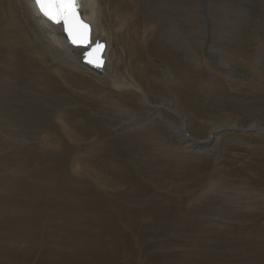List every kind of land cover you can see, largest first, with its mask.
<instances>
[{"label":"rangeland","instance_id":"obj_1","mask_svg":"<svg viewBox=\"0 0 264 264\" xmlns=\"http://www.w3.org/2000/svg\"><path fill=\"white\" fill-rule=\"evenodd\" d=\"M113 1L115 2L116 7L121 6V0H119V2H117L118 0H113ZM122 1L125 5V8H123L122 9L123 11H122L121 7H119V9H120V10H118L119 15L121 14V12H123V14L124 13L129 14L133 10H136V14L129 15L128 19L130 21L128 19H126V22L124 24V26L126 25L124 28H126L127 25L130 26L129 29L131 28L130 29L131 31L129 30V32H127L128 35L126 34L127 37L131 41L126 37L125 34L124 35L122 34L121 37L113 35L109 39L110 45H108L109 50L107 49V52L108 51L110 52V54L108 52V54L110 56L108 55L107 65L110 68L114 66L113 69L116 70L117 72H119L121 74L125 73L124 74L125 76L123 75L124 77H127L130 74V76H128V79H130V80H131L130 77L132 74L133 81L135 80L134 82H136V84H138L140 87L142 86V89L146 93L145 95L147 96L148 100H150V102L152 104L158 105L160 103L165 102L166 105L171 106L174 103L173 104L174 106L172 105V109L176 108L177 110H180V112H182L183 116L186 115L185 118H186L187 131L192 137H195L197 139H200V140L208 139L207 137L209 135V130L211 129L212 125L217 121L219 122V121H223V120L224 121L225 120H227V121L233 120L240 128L241 127L242 128H248L250 126V124L254 121V123H258L261 127H264V89H263L264 88V74H262V72H264V57L262 55V53H264V0H246V1L245 0H234L233 3L235 2L234 3L236 5L235 7L233 6V4L231 2L232 0H226L227 2H223L225 0H221L222 3H224L225 5L222 4L221 2H219L218 0L217 1H215V0H190L192 2L189 1V3H187V6H189L190 8L195 7L194 10L199 12L200 18L202 17L201 19H204V20H202L203 21L202 25L204 26L203 28H205V26H206V28L204 30L201 29V31L204 33L203 37H200L201 43L198 42L199 43V44H197L198 47L197 46L193 47V49L194 48L200 49L197 51V53L193 52L195 55L198 54L203 60V65H201V66L197 65L198 63H196V65H197L196 71H200V72L192 71L189 68L188 63L186 65L187 67L180 68V69H177V68L171 69V67L169 65H170L172 60L170 61L162 52L159 53L158 55L154 56V54L152 53V51L150 49L151 43L155 44L159 39L162 40L164 38L163 40H164L165 46L166 47L168 46L166 43L167 39H165L166 37L161 35L162 31H160L161 33L159 32V27L164 25L165 22H162L163 20L162 21L158 20V22H156V20H154V19L152 20L153 17L145 16L150 11V9L152 7V6L149 7L146 5L147 0H122ZM215 3L219 4V6L218 5L216 6ZM212 4H214L215 6ZM221 4L224 7L221 6ZM239 4H240V6H238ZM227 6L230 7L228 9L230 11H226V12L232 13V14L228 13V16H230V17L226 16L227 13H226V15H224L225 14L224 8H226V10H227V8H228ZM219 8H220V10H219ZM232 8H234V9L236 8V9L234 10ZM139 9H144V10H139ZM238 10L241 11L240 14L236 13ZM207 11H208V13H207ZM220 11H221V13H220ZM239 11H238V13H239ZM137 12H139V13H137ZM141 12H143V13H141ZM233 12H234V14H233ZM138 14H139V16H138ZM235 14L237 16L233 17ZM220 15H221V17H220ZM239 15H240V17H239ZM131 16H133V17H131ZM224 16L226 17L225 19H224ZM138 17L140 18V20ZM134 18H136V19H134ZM132 20H135V21H132ZM219 21H222V22L219 24ZM240 21H242V23ZM138 22H139V24H138ZM233 22H234V24H233ZM142 23H143V25H142ZM153 23L155 24L156 27L153 25ZM158 23L161 25H159ZM213 23L216 24L215 25L216 27L214 26ZM229 23H231V25ZM135 24L138 26H136ZM150 24L153 25L155 28L153 26H152L153 28L150 27L151 26ZM204 24H206V25H204ZM144 25L146 26V28ZM148 25H149V29L147 27ZM236 25H238V26H236ZM132 28L134 30L136 29V31H134ZM150 28H152L151 30H153V31H151ZM233 28L234 29L236 28L237 31H235ZM137 29H139V30H137ZM143 29H147V30H143ZM162 29H163V27H162ZM232 29H233V31H232ZM155 30H157V32ZM130 32H132V33H130ZM218 32H220V33H218ZM232 32L233 33L237 32V35L233 34ZM133 33H136V35ZM158 35H160V36H158ZM219 35H221V36L219 37ZM228 35H230V37ZM139 36H141V37H139ZM143 36H145V37H143ZM236 36H237V38H236ZM151 37L154 39H151ZM232 37H234V38H232ZM224 38L227 40L226 42H225ZM231 38H232V40H230ZM120 39H121V42H120ZM125 39H126V41H125ZM127 39H128V41H127ZM228 39H229V42H228ZM122 41H123V43H122ZM135 41L137 43H135ZM133 43L136 45V47ZM123 45H125V46L123 47ZM226 45L227 46L230 45V47L229 46L226 47ZM209 46H210V48H209ZM140 47H141V49H140ZM152 47H154V46H152ZM168 47L170 49H174V47H172L170 45ZM112 49H114V50H112ZM144 49H146V50H144ZM116 50H118V51H116ZM219 50H221V51L219 52ZM121 51L123 52V54H121L122 53ZM158 51H159V49H158ZM129 52H130V54H129ZM147 54H148V56H147ZM222 54L226 55L227 58L232 62V63L230 62V64L232 65L231 69L227 70L224 68H220L221 67V65L219 66L220 62H223L226 58V57H223ZM119 56H120V59L122 58V61L125 64L123 62H121L120 59H118ZM116 57H118V58H116ZM127 57L129 58V60ZM259 57H261V58H259ZM123 58H124V60H123ZM190 59H191V57H190ZM232 59H235V60H232ZM191 61H194V63H195V61H197V59H195L193 56ZM121 63H122V66H121ZM118 65H119V67H117ZM124 65H125L126 69L128 70V68H129L130 71L129 70L126 71V69L124 68ZM82 66H83L82 68H78V70H75L74 72L72 69H70L66 66H62V74L68 76V78L65 80L59 78L55 73H50L49 78L47 77L46 81L48 84H50L51 87L48 84H46V87L44 86L46 88L44 98L38 99V100L44 101L43 104H45V105L38 104L36 102L37 98L34 99L36 101H34V100L30 101V99H32L31 98L32 95H29V97L27 99L25 98L24 99L25 102L23 101L24 102L23 104L26 107V108L25 107L23 108L25 110V114H24V117L21 118L22 120L18 119V121H16V123L19 124L20 126H15V130H16V132H19V134H21L22 140H20V139L19 140L21 142H25V141H27L29 136H31L33 133H35L37 131V128H43L44 136L46 134L48 135V136L46 135L44 138L45 143L41 137L40 139H42L43 142L42 141H40V142H42V144H40V142H39V144H37L36 146L32 147V145H31V147H32V151L37 153V151L43 152L45 150L44 145H46L45 147L48 146L47 151L49 154L51 153V157L45 158L43 160L45 162V164L48 166V167L45 166L46 167L45 169L48 170L49 172H51L53 169H56V170H58V172H51V173L45 174L46 179L47 180H55V181H59V182L61 181V183H63V184H65V183L69 184L71 181V182H73V185L76 189H79V188H80V190L90 189V191L95 196L97 195V197H99L100 200L99 201L98 200L93 201L94 197H92L91 195H89L87 193L85 194V192H82V191L79 192L80 193V197H79L78 194H75V190L72 189V190H70L71 192H69V193H60L59 194V195H62L60 203L59 202H57L55 204L49 203L48 200L45 201L46 199H48V197H45V196L44 197L39 196L42 199L39 198L37 201H32L33 195L37 196V195H40V192L42 193L41 189L35 188V187H40L42 185V181H39L41 179H39L36 182H34V181H32L30 183L27 182L28 184L27 183L19 184V187H20V189L22 188L21 190L23 192L20 191L19 197L16 198V201H18V199H19V203L23 202L20 207H23L22 209L26 210L28 215L30 213H32L31 215H29L30 218H33V220L37 219L36 223H37L38 227L36 226L34 228V232L38 234L37 235L38 237L35 236L37 239V243L40 242L39 244L42 247L43 241L47 238V236L45 238L44 235L47 233H48L47 235L49 237L48 240L52 241V240H50V237H52V232L54 230H56V233H62V235L65 236V232L68 233L66 230V224H73V225H70L71 228L77 226V227H80V229H82L81 231H83L82 233H74L73 235L70 234L72 239L75 238V236L78 238V239L74 240L75 242L73 244L75 245L76 242H80V238L90 239L87 237L90 234L91 246L93 247V249H95L99 245L100 246L97 248H101L102 246H103L102 248L105 247V249H103V250H105V262H106V264H110V263H112V264H115V263L116 264H135V263L136 264H173V262L166 261L164 256H167V255H165V254L170 253V251L173 252L174 250H175L174 253H177V254L179 252L184 253V250L186 252L188 250H190L189 246L194 247L195 245H196L195 247H202L203 246L205 248L204 251L191 253L192 250H190V253L188 251L187 253H189V254H187V255L190 256V255L198 254L199 256L211 261L212 262L211 264H246L245 261L251 262L252 264H264V261H263L264 259L261 260V262H259L260 260H258L260 258H264V215H263L264 204H262V203H264V135L258 134L256 131H252L251 129L249 130V128H248V130L241 129V130H236V131H231V132L230 131H227V132L226 131H220V133L219 132L217 133V136L219 137V138L218 137L216 138L217 140H214L213 142H210V143L206 142V143H200L199 144V146H203V145L206 146L207 145V149H210L211 147L214 146L213 149L206 150V152L209 153V155L205 159H204V157H199V158L194 160L197 162H193V164H189L188 161L185 163L182 162L179 165L174 164V162L168 163L164 159L162 160L163 157H159V155H163L164 153L166 155H168V153H170L171 150H175L174 149L175 146L178 148L179 147L182 148L181 143H179V141L177 142V137L176 136L174 137L171 134L172 133L171 130H174L175 128L177 129V127H180L182 125L180 118H178L177 116L175 117L174 115H172L168 111H165V110L162 111V109L161 110L159 109L154 114H151V112H147L146 111L147 108L144 107L142 104L143 102H142V96H141L140 91H137L134 88L131 89L132 87L131 88L128 87L129 90H127L128 88L124 87L123 84L121 86V83H119L117 85L109 83L110 79H109V77L107 78V75L105 76V82H101V81H99V76L97 75V73L94 70H90L89 67L87 68L83 64H82ZM47 67L49 68L50 66H47ZM115 67H117V68H115ZM166 67H167V69H166ZM25 69H27V68H25ZM226 70H227V72H226ZM149 71H150V73H149ZM168 71H169V73H167ZM158 72H159V74H158ZM126 73L128 75H126ZM169 75H170V77H169ZM173 75H175V77ZM154 78L156 80H154ZM108 79H109V82H106V80L108 81ZM169 79H171V81H174L172 86H170V87L168 86L169 85V83H168ZM252 79L255 81L257 80L260 84H263V85L262 86H260V85L258 86V84L255 85L254 83L251 82ZM258 79H260V80H258ZM51 80H53V81H51ZM54 80H56L58 82H55ZM59 80L61 83L59 82ZM50 82H53V83L51 84ZM88 82H90V83L88 84ZM55 83H57V84H55ZM167 83H168V85H167ZM75 84H76V86L74 87ZM119 85H120V88H119ZM253 85H255V87ZM115 86L116 87L118 86V87L116 88ZM256 86H258V87H256ZM35 89L36 88L33 87V90H35ZM90 100H92V101H90ZM95 102H97V103H95ZM169 103H171V104H169ZM37 104H38V106H37ZM55 104L56 105L58 104V105L56 106ZM104 104H105V106H104ZM16 106L22 107V102L20 105H16ZM110 106H113V107H110ZM114 107H117V110L114 109ZM62 108H64L65 110H62ZM72 109H74L78 112H76V111L72 112L71 111ZM54 111L56 113H58V118L60 117L59 118L60 121H64V118L66 121L69 120L68 122H65V125L69 126V128L72 129V132H75L76 135H72L70 133L71 131H69L68 129H66L67 133H66V131L62 132L61 129L65 128L64 125L63 126L60 124L53 125L55 122L53 120ZM68 112H70V113L68 114ZM159 112L161 114H159ZM131 113H132V118L130 116ZM61 114H64V116ZM70 114H72V115H70ZM48 115H50V116H48ZM86 115H88V116H86ZM75 116H77L78 119L80 121H82V123L84 125L83 124L78 125L77 123L74 124L75 122H74L73 118ZM89 116H91V117H89ZM27 119L30 121H27ZM5 120H7V119H5ZM5 120H3L1 122L0 126L4 125V123L10 122L9 120H7V121H5ZM42 120H44V121L42 122ZM49 120H51V121H49ZM44 122H49V123H47L48 125H44V124H42ZM16 123H14V124H16ZM34 123H36V124H34ZM187 123H188V125H187ZM174 124H175V128H174ZM24 125L25 126L30 125V126H27V129H26ZM140 125L141 126L142 125L151 126L150 131H143V136H142V137L147 138L150 141H152L151 143L146 142L142 139H137V140L136 139H134V140L130 139L131 135H132L129 132L130 129L133 127H140ZM47 126H49V127H47ZM22 127H24V128H22ZM170 127H172V128H170ZM50 130H52L51 132H53V130L54 131L56 130V131L53 132L54 133L53 134V133L49 132ZM59 131H61V134L63 135V137H62V135H59ZM41 132L42 131H39L37 133L41 134ZM150 132H151V134H150ZM5 135L6 134H0V141L1 142L3 140H5ZM54 135H56V136H54ZM3 136H4V139L1 140V138ZM53 136L54 137L59 136V137L63 138V141L67 143L69 148L71 147V150L73 151L74 154L73 153L70 154V152H66L67 149H64L62 151L61 150L56 151V149L54 147H56L57 149H59V148L56 145L57 141ZM128 137H129V139H128ZM57 139H58V137H57ZM103 139L106 140V142L102 147H100L101 149L99 148L100 150L98 149V151H97L96 150L97 146L100 143H102ZM33 140L36 141V138L34 137ZM53 141H55L54 142L55 146H54V144H52ZM75 141H76V143H75ZM127 141H129V142H127ZM49 142H51V143H49ZM128 143H129V145H128ZM106 144L108 146L111 145L110 146L111 148L108 147ZM209 144H211V145L208 146ZM4 145H1V146H4ZM37 146H41L42 149H44V150H42V149L39 150L40 147H37ZM113 146L115 148H113ZM125 146H127V147H125ZM50 147L52 148V150ZM145 147H149V148L145 150L144 149ZM132 148H133V150H132ZM169 148H171V149H169ZM73 149L77 150V151H74ZM91 149H94V150H91ZM147 150H150L149 152L152 153L151 155L155 156L154 157L155 159H149V158L144 159V157L142 158V156L145 155V152ZM3 151H6V150H1V148H0V159L4 158L3 156L5 155V152L1 155V153ZM27 152H28V150H26V154H30V157L32 160H34L36 158L34 160V162L35 161L37 162V160H39L36 157V155L33 156L32 155L33 153H27ZM54 152H56V153H54ZM62 152H64V154ZM58 154H60V155H58ZM80 154H82L83 156L82 155L80 156ZM86 154L88 156V160L86 158L87 157ZM37 155L44 156L45 154L41 153V154H37ZM75 155H77L78 157ZM189 155L193 157L194 153H190ZM54 156L55 157L58 156V157L55 159ZM68 156H69V158H68ZM72 156L75 157L76 161H74V159L69 160L72 158ZM145 156H147V155H145ZM33 157H34V159H33ZM59 157H61V158H59ZM156 157H157V159L159 158L160 162L158 160H156ZM196 157H198V156H194V158H196ZM50 158L53 160L51 161ZM57 159H59V160H57ZM8 160L11 163L10 162L7 163V161L0 163V175L2 173L6 174V172H7V175H9V174L14 172L11 170V168L1 169V167H4V166L8 167V166H10L9 164H11V165L18 164L19 161H25V164H26L29 159L26 158V159L21 160V158H10ZM12 160H14V161H12ZM79 160H81L83 162L77 163L78 166L73 164V163L79 162ZM161 160L164 163H162ZM15 161H16V163L12 164ZM199 161L200 162L202 161V162L200 163ZM32 162H31V165L34 166V164ZM61 162H63V165L65 163H67V165H66L67 167L63 166ZM59 163H60V165H59ZM101 163H103V164H101ZM85 165H86V167H85ZM101 165L108 166V168L105 166H103L105 168H102ZM110 165L112 167H110ZM18 166H19V164H18ZM117 166H120L121 169H120V167H117ZM70 168H72V169H70ZM89 168H90V170H89ZM105 169H107V170H105ZM108 169H110V170H108ZM59 170L61 172H59ZM77 170H78V175L74 174V173H77ZM70 171L74 174V176H73L74 178L73 177L71 178V172ZM81 171H82V173H81ZM65 172H68L69 176H68V174L66 175ZM89 173H90V175H89ZM91 174H92V179L94 181L90 178ZM37 175H39V174L36 173L33 175L34 179L39 178ZM26 176H28L27 172H26V175L24 177H26ZM85 176L86 177L88 176V178H86ZM95 176H96V178H95ZM98 176H100V177H98ZM30 177H32V176H30ZM81 177H83L84 179ZM97 178H99V179L97 180ZM109 180H110V183H109ZM213 180L214 181L216 180L217 182L220 183L218 188H215L212 191H210L211 193L210 192L207 193V195L205 197H201L199 194L203 190H205V188H207L209 186V184L211 183V181H213ZM79 182H82V183H79ZM79 184H81V185H79ZM87 184L90 185L91 188H90V186L88 187ZM43 185H44V183H43ZM83 185L84 186L87 185V186L83 187ZM31 186L34 189H32ZM47 186H49V185L47 184ZM101 188H102V190H100ZM216 190H217V192H216ZM17 191H19V189H16L13 192L16 193ZM32 191H34V192H32ZM240 191H242L244 193H242ZM81 192H82V194H81ZM144 193L145 194L147 193V194L145 195ZM212 193L214 195H212ZM23 194L25 195L26 199L27 198L28 199L27 200L22 199V201H21L20 195H23ZM246 194H248V195H246ZM87 195H89V196H87ZM210 195H212V196H210ZM239 195H241V196H239ZM58 196L55 199L58 200ZM147 196L149 198H147ZM226 196H228V197H226ZM234 196H236V197H234ZM243 196H245L244 197L245 201L243 199ZM67 198H68V200H67ZM136 198L141 199V200H145V201L150 200L151 203L149 201H146V202L138 204V203H136V201H138ZM226 198H228V199H226ZM232 198H234V200L236 202H234V200H232ZM43 199L45 202H43ZM62 199H64V201H62ZM110 199H111L112 206L114 204L116 208L113 209V208L109 207L108 201ZM90 200L93 201V204H91L92 201L90 202ZM26 201H28V202H26ZM39 201H41V202H39ZM176 201L179 203H177ZM156 202H157V204L158 203L159 204L157 205ZM173 202L176 204H174ZM221 202L224 204H222ZM27 203H29V204H27ZM195 203H196V205H195ZM248 203H249V205H248ZM169 204L170 205L173 204V205L170 206ZM225 204H226V206H225ZM121 205L123 207L122 210L120 208L118 209V207H121ZM236 205H238V207H241V208H238L239 209L238 210ZM240 205H242V206H240ZM246 205L248 206L249 211H247L245 213L242 210L244 209L243 207ZM255 205H257L259 207L255 206ZM89 206H90V208H89ZM215 206H217V207H215ZM228 206H229V209H228ZM252 206H254V208ZM260 206H262V207H260ZM225 207H227V208H225ZM230 207H235L236 209L232 210V208H230ZM32 208L34 209V211ZM72 208H74L76 210V214H77L76 217L73 214V211H75V210L74 209L72 210ZM151 208H153V209L150 210ZM219 208H220V210H217ZM84 209L87 211L85 212ZM105 210H107V211L109 210V212L110 211L111 212L110 213L105 212ZM149 210L155 212L154 216L151 215ZM252 210H253V212H252ZM188 211H190V212H188ZM191 211H193V213ZM238 211H240V212H238ZM78 212H81V213H78ZM125 212H128V213H125ZM232 212H233V214H232ZM41 213L43 216L41 215ZM156 213L159 215H157ZM243 213H245V215ZM1 214L2 213H0V218L2 216ZM87 214H89V215L93 214L92 216L91 215L89 216L90 218L91 217L94 218L95 215L97 217L98 214H100V215H98L99 218L95 217L94 221L90 222V224H89V222L81 221L82 219H86L85 216ZM72 215L76 218L75 221L73 220L74 217ZM161 215L164 218V220H163V218L162 219L156 218V217H158V218L161 217ZM164 215H166V217H164ZM191 215L193 216V218ZM243 215H244V217H243ZM33 216H35V218ZM232 217H234V218H232ZM148 218H153V219L150 221H147L146 219H148ZM168 219H169V222H168ZM174 219H175V221H174ZM182 219H184V220H182ZM208 219H209V223L213 222V224H215V222H218L221 225L223 224L222 226L225 225L224 226L225 229L221 227V228L216 229V230L217 231H220L221 229L224 230V233L226 235L225 238H227V235L231 234L229 237L231 240L229 238H227L226 240H225V238L222 239L220 236H218V233L215 231L209 233V236L211 238L205 236V237H197L198 239H196V237H193L192 238L193 240L189 239L192 237V232L188 228L185 229L183 224L189 221L192 224L195 223L194 225H198V223H201L203 221H208ZM225 220H227V221H225ZM70 221L75 222V223H71ZM171 221H172V223H171ZM60 222H61V224H60ZM62 222H63V224H62ZM77 222H79L78 225H80V224H82V225L78 226ZM103 222H105L104 227H103ZM107 222L109 223V226H111V227L108 226ZM54 223H56L55 228L52 229V231L50 230L51 232L46 231L47 228L53 227ZM83 223H86L87 225L83 224ZM93 223H95V224H93ZM166 223H168V224L170 223L169 226L171 228L169 226H166V225H168ZM173 224H174V227H172ZM179 224H181V225H179ZM41 225L43 228L41 227ZM89 225H91V226H89ZM175 225H177V226H175ZM97 226L101 227V229L100 228L97 229L96 228ZM230 226L234 227V228H231ZM83 227H84V229H83ZM95 228L98 230L99 234L96 232ZM238 228H240V229H238ZM8 229L10 230V227H8ZM57 229H59V230L61 229V230L58 231ZM77 230H79V229H77ZM145 230H146V232H145ZM240 230L242 232L239 233L238 235H242V233H243L244 237H245V235H246V237L248 235V238H249V236L251 237V239H248V238L246 239V237H245V241L248 242L247 244L242 245L241 242H237L239 239L237 240V238H235V236H233V232L235 235ZM2 231H0V238H1V236H3L4 238H6V237L7 238H15L16 237L14 235V233L11 231H8L9 233L5 232V231L2 232ZM84 231L89 232V234H85ZM40 232L42 234H40ZM90 232L93 233V236ZM94 232H96V234ZM256 232H258V235H261L262 239L255 237ZM103 233H105V241L103 240L105 245L102 243V241H101V244L99 242L100 241L99 238ZM176 233H177V235H176ZM185 237H187V238H185ZM145 238H146V240H144ZM156 238H158V241H155V240H157ZM160 238H161V240H160ZM199 238H202L204 241H202V239H200L201 240V242H200ZM38 239H40V240H38ZM53 239L55 240V237H53ZM233 239H235V242H232ZM96 240H99V241H96ZM240 241H244V240H240ZM96 242H97V244H96ZM143 242H145V243H143ZM164 242L166 245L165 248L162 245H160L161 247L159 246V249H158L154 245L156 243H164ZM187 242H189L190 244L188 243L189 244L188 245ZM63 243L61 245H63ZM137 243H138V246H137ZM48 244L49 243H47V246H49ZM148 244L149 245L151 244V245L149 246ZM207 244H209V245H207ZM10 245H4V243H3V246H1V249H0V256H4L5 254H8V253H13V254L19 255V249L18 248L15 249L13 247V245H11L14 248L12 251L9 252L8 250H6L7 248L11 247ZM171 245H172V247L170 248ZM185 246H186V249H185ZM187 246H188V248H187ZM252 246H253V248H252ZM177 247H181V248H178V250H177ZM233 247H234V249H233ZM243 247H249V248L251 247L250 250H248L249 253L246 252L247 250L244 249ZM155 248L158 251H156ZM167 248L168 249L170 248L169 252L166 251ZM112 249H114V250H112ZM253 249H255V250H253ZM4 250H6V251H4ZM60 250H61V247L59 246V248L57 249V253L61 256V258H60L61 263H59V264H67V263L69 264V260L66 257L67 255L64 256V254H66L67 252L62 251V253H59ZM93 251H96V250H93ZM141 251H142V253H141ZM161 251L166 252V253H163V255H162ZM30 252H32V251H30ZM74 252H76L77 254H80L81 257L85 256L84 252L79 251L77 249H75ZM96 252H98V251H96ZM111 252H112V254H111ZM114 252H116V253H114ZM120 253H121V255H120ZM153 254L154 255L160 254L163 258L160 259V258L154 257ZM240 254H244V255L239 256ZM17 255L15 257L16 260H15V258H13L15 261H12L13 259H9V260H7V264H31V263L32 264H36V263L37 264H45L44 263V256H43L42 262L38 263L37 260L35 261V258L33 260L30 259V256L27 258L25 257L26 259L22 260L21 257H19ZM126 255H129V256H126ZM130 255H133V256H130ZM230 256H233V257H230ZM142 257H145V258H142ZM184 257L185 256L182 255L181 260L184 259ZM130 258H132L133 260ZM141 258H142V260H141ZM244 258H245V260H244ZM74 259L76 261L75 257H72L71 261L73 262ZM194 259H192V261L194 260V263L200 264L198 257L194 258ZM28 260H30V261H28ZM52 263H53V261H51L48 264H52ZM176 263H180V261H176ZM189 264H193V263H191L189 261Z\"/></svg>","mask_w":264,"mask_h":264},{"label":"bare ground","instance_id":"obj_2","mask_svg":"<svg viewBox=\"0 0 264 264\" xmlns=\"http://www.w3.org/2000/svg\"><path fill=\"white\" fill-rule=\"evenodd\" d=\"M190 0H147L146 1V5L151 7L150 11L145 15V16H148V17H153L152 20H156V22L159 21H162V22H165V26L162 25L159 27V32L162 31V34L164 37H166L165 39H167L166 43L167 45L169 46H172L174 47V49H170L168 46L166 47L165 46V43H164V38L161 40L159 39L155 44L151 43L150 44V49L152 51V53L155 55H158L159 53H163L170 61V67L171 69L174 68V69H180V68H184V67H187V63H188V66L189 68L194 71V72H200V71H196L197 70V65H203V60L202 58L197 54L195 55L193 52H196L200 49H193V47L197 46V44H199L198 42L201 43V39L200 37H203L204 33L201 31L204 30L206 28H203L204 26L202 25L204 19H201L200 18V15H199V12L194 10V8H190L189 6H187V3H189ZM217 1V0H215ZM219 2L222 3L221 0H218ZM234 0H232V4L233 6L235 7L236 5L233 3ZM246 1V0H245ZM119 2V0L117 1ZM192 2V1H190ZM209 2V1H208ZM218 2V3H219ZM223 2H227L226 0L223 1ZM230 2V3H231ZM195 3V2H194ZM78 4H79V10H80V13H81V16L83 17L84 20H86L87 22L90 23L91 25V40L95 39V38H98L99 40H103L105 43H106V50L104 52V57L106 59V63H105V68L103 71H97L95 69H91L89 68L90 70H94L97 75L99 76V81L101 82H105V76L107 75V78L109 77L110 79V82H109V79L108 81L106 80V82H109V83H112L114 85H117L119 83H121V86L123 84L124 87L128 88V87H132L131 89H136L137 91H140L141 93V96H142V104L144 107H146V111L147 112H151V114H154L155 112H157L159 109L162 111L165 110V111H168L169 113H171L172 115H174L175 117L177 116L178 118H180L181 120V123L182 125L180 127H177V129L175 128V124H174V130H171V134L175 137H177V142L179 141V143H181L182 145V148H178L175 146V150H171L170 153H168V155H166L165 153L163 155H159V157H163L162 160L164 159L166 162H174V164L176 165H179L181 164L182 162H189V164H193V162H197V161H194L195 159L199 158V157H204V159L206 157H208L209 153L206 152V150H211L213 149V147H211L210 149H207V145L206 146H199L200 143H210V142H213L214 140H217L216 138L218 137L217 136V133L220 131H236V130H241V129H245V130H249L251 129L252 131H256L258 134H263L264 135V127H261L258 123H254V121L250 124V126L248 128H240L233 120L231 121H227V120H223V121H217L215 122L211 129L209 130V135H208V139H205V140H200V139H197L195 137H192L188 131H187V128H186V118L185 116H183L182 112H180V110H177L176 108H173L172 109V104L171 106H168L164 103H160L158 105L156 104H152L150 102V100H148L147 96L145 95L146 93L144 92V90L142 89V86L140 87L138 84H136V82L133 81V76L131 74V80L128 79V76H130V74L128 75L126 73V75H128L127 77H124L125 73L124 74H121L119 72H117L116 70H114V66L113 67H109L107 65L108 61V52H107V49L109 50L108 48V45L109 44V39L111 36L115 35V36H120L123 34H127V32H129V25H127L126 28H124V24L126 22V19L129 18V15H134L136 14V10H133L131 13L129 14H126L123 12H121V14L119 15L118 13V10L119 7H121V10L123 8H125V5L123 3V1L121 0V6L119 7H116L115 5V2L113 0H78ZM196 4V3H195ZM216 6L219 4L215 3ZM224 4V3H222ZM221 4V6H223ZM229 4V3H228ZM245 4V3H244ZM129 5V4H128ZM214 5V4H212ZM225 5V4H224ZM247 5V4H246ZM215 6V5H214ZM231 6V5H230ZM240 6V4L238 5ZM242 6V5H241ZM202 7V6H201ZM224 7V6H223ZM228 7V6H227ZM230 7L227 8H224V11H225V14L227 13V17H230L228 16V13L229 14H232L231 12H226V11H230L228 10ZM237 8V7H236ZM235 8V9H236ZM240 8V7H239ZM234 9V8H232ZM234 9V10H235ZM139 10H144V9H139ZM220 10V8H219ZM240 10V9H239ZM238 10V11H239ZM123 11V10H122ZM222 11V10H221ZM220 11V13H221ZM238 11L236 12L237 14H240L241 11ZM125 12V11H124ZM214 12V11H213ZM223 12V11H222ZM139 13V12H137ZM143 13V12H141ZM208 13V11H207ZM234 14V12H233ZM142 15V14H141ZM222 15V14H221ZM220 15V17H221ZM243 15V14H242ZM119 16V17H118ZM139 16V14H138ZM144 16V17H145ZM202 16V15H201ZM237 16L236 14L233 16L235 17ZM133 17V16H131ZM219 17V18H220ZM240 17V15H239ZM137 18V17H136ZM134 18V19H136ZM139 18V17H138ZM226 17L224 16V19ZM214 19V18H213ZM223 19V18H222ZM129 20V19H128ZM138 20V19H137ZM140 20V18H139ZM146 20V19H145ZM218 20V19H217ZM220 20V19H219ZM242 20V19H241ZM130 21V20H129ZM132 21H135V20H132ZM223 21V20H222ZM222 21H219V24L222 22ZM146 22V21H145ZM155 22V21H154ZM228 22V21H227ZM242 23V21H240ZM128 23V22H127ZM147 23V22H146ZM139 24V22H138ZM159 24V23H158ZM214 24V23H213ZM231 25V23H229ZM234 24V22H233ZM136 25V24H135ZM134 25V26H135ZM143 25V23H142ZM146 25V24H145ZM144 25V26H145ZM151 25V24H150ZM153 25L155 26V24L153 23ZM153 25H151L150 27H152ZM161 25V24H159ZM206 25V24H204ZM216 24H214L215 26ZM223 25V24H222ZM138 26V25H136ZM143 26V27H144ZM153 26V27H154ZM220 26V25H219ZM238 26V25H236ZM142 27V28H143ZM148 29H149V25L147 26ZM152 27V28H153ZM156 27V26H155ZM154 27V28H155ZM163 27V29H162ZM208 27V26H207ZM216 27V26H215ZM223 27V26H222ZM240 27V26H239ZM124 28V29H123ZM146 28V26H145ZM150 28V30L152 29ZM219 28V27H218ZM217 28V29H218ZM232 28V27H231ZM133 29V28H132ZM208 29V28H207ZM234 29V28H233ZM232 29V31H233ZM134 30V29H133ZM139 30V29H137ZM143 30H147V29H143ZM231 30V29H230ZM235 31L236 28L234 29ZM131 31V30H130ZM136 31V29L134 30ZM153 31V30H151ZM157 32V30H155ZM201 31V32H200ZM141 32V31H140ZM150 32V31H149ZM148 32V33H149ZM229 32V31H228ZM132 33V32H130ZM151 33V32H150ZM154 33V32H153ZM161 33V32H160ZM220 33V32H218ZM217 33V34H218ZM233 33V32H232ZM136 35V33H133ZM144 34V33H143ZM159 34V33H158ZM216 34V33H215ZM228 34V33H227ZM233 34H236L237 35V32L236 33H233ZM128 35V34H127ZM126 35V37H127ZM140 35V34H139ZM147 35V34H146ZM154 35V34H153ZM157 35V34H156ZM212 35V34H211ZM225 35V34H224ZM231 35V34H230ZM230 35H228L230 37ZM114 36V37H115ZM132 36V35H131ZM160 36V35H158ZM213 36V35H212ZM221 35H219L220 37ZM226 36V35H225ZM233 36V35H232ZM113 37V38H114ZM135 37V36H134ZM141 37V36H139ZM145 37V36H143ZM162 37V36H161ZM227 37V36H226ZM235 37V36H234ZM232 37V38H234ZM128 38V37H127ZM222 38V37H221ZM232 38L230 40H232ZM237 38V36H236ZM129 39V38H128ZM127 39V41H128ZM137 39V38H136ZM144 39V38H143ZM142 39V40H143ZM151 39H154L151 37ZM156 39V38H155ZM225 39V38H224ZM119 40V39H118ZM130 40V39H129ZM141 40V41H142ZM113 41V40H112ZM126 41V39H125ZM131 41V40H130ZM151 41V40H150ZM227 40L225 39V42ZM120 42H121V39H120ZM139 42V41H138ZM155 42V41H154ZM228 42H229V39H228ZM123 43V41H122ZM127 43V42H126ZM125 43V44H126ZM135 43H137L135 41ZM232 43V42H231ZM118 44V43H117ZM134 44V43H133ZM157 44V45H156ZM225 44V43H224ZM115 45V44H114ZM122 45V44H121ZM135 45V44H134ZM138 45V44H137ZM157 47H156V46ZM214 45V44H213ZM212 45V46H213ZM117 46V45H116ZM120 46V45H119ZM125 45H123L124 47ZM133 46V45H132ZM145 46V45H144ZM154 46V47H152ZM211 46V45H210ZM209 46V48H210ZM225 46V45H224ZM230 47V45H228ZM226 45V47H228ZM122 47V48H123ZM136 47V45H135ZM198 47V46H197ZM201 47V46H200ZM214 47V46H213ZM121 48V49H122ZM128 49V48H127ZM141 49V47H140ZM159 49V51H158ZM224 49V48H223ZM111 50V49H110ZM114 50V49H112ZM120 50V49H119ZM124 50V49H123ZM129 50V49H128ZM146 50V49H144ZM222 50V49H221ZM219 50V52L221 51ZM83 51V47L81 46H76V45H72L71 43H69L62 30H61V27L59 24L57 23H53L52 21H50L49 19H47L46 17H44L38 7L36 6L34 0H0V124L3 120L7 119L9 120L10 122L9 123H4V125L0 126V134H6L5 135V140L4 139V136L1 138V140H3L2 142L0 141V144L1 145H4V146H1L0 145V148L1 150H6V151H3L1 153V155L5 152V155L3 156L4 158L0 159V163L2 162H5L7 161V163H9L10 161L8 159L10 158H21L22 159H26L28 158V162L25 164V161H17L18 164H14L16 163L13 162L12 164L14 165H11L9 164L10 166L8 167H1V169H4V168H11L12 171H14L13 173L7 175V172L6 174H2L0 175V213H2L1 215V218H0V231H5V232H8V231H11L14 233V235L16 236L15 238H4L3 236H1L0 238V249H1V246H3V243L4 245H13V247L16 249L18 248L19 249V255L17 254H13V253H8V254H5L4 256H0V264H7V260L9 259H13L17 256L21 257V259H26L27 257L30 256V259H34L35 258V261L37 260L38 263L42 262V259H43V256H44V263L45 264H48L50 263L51 261H53L52 264H59L61 263L60 261V258L61 256L57 253V249L59 248V246L61 247V250L59 251V253H62V251H65L67 252L66 254H64V256H66L69 260V264H106L105 262V247L104 248H97L99 246H97L95 249H93V247L91 246V236L89 234V232H85V234H89L87 237L90 238V239H87V238H80V242H76L75 245L73 244L76 240L78 239L76 236L75 238H71V235H73L74 233H82L83 231H81L82 229H80V227H73L71 228L70 225H73V224H66V230L68 233L65 232V236L62 235V233H56V230H54L52 232V237H50V240L52 241H49L48 240V233L45 234V238L47 236V238L43 241V246L41 247V245L39 243H37V239L35 236H37L38 234L34 232V228L38 225L36 223L37 219L33 220V218H30L29 215H31L32 213H30L28 215V213L26 212V210H23L22 208L23 207H20L22 205L23 202H20L19 203V199L18 201H16V198L19 197V193L20 191H22L19 187V184H22V183H27V182H36L38 181H42V185L40 187H35L36 189H41L42 190V193L40 192V195H37V196H34L33 195V200L32 201H37L41 196L42 197H48V199H46L45 201L48 200L49 203H57V202H61V198H62V195H59L60 193H69L71 192L70 190H75V194H78L79 197H80V191L82 192H85V194H89L91 195L92 197H94V200L93 201H99V197H97V195L95 196L91 191L90 189H84V190H80L79 189H76L73 185V182L70 181L69 184L65 183H61V181H55V180H47L46 179V175L47 173H51V172H58V170L56 169H53L51 172H49L48 170H46L45 166H47L45 164V162L43 161L45 158H48V157H51V153L49 154L48 153V149L47 147H45L46 145H44V149H42L41 146H37V147H40L39 150H44L43 152L41 151H37L34 152L32 151V147L33 146H36L37 144H39L40 141H42V139L44 140L45 135L44 136V132H43V128H37V131L35 133H33L31 136H29V138L27 139V141L25 142H21L20 140L21 139V134H19V132H16L15 130V126H20L19 124L16 123V121H18V119H21L24 117V114H25V110L23 109L25 107V105L23 104L25 101L24 99L28 98L29 95H32V99L31 100H34L37 98V101H36L38 104H41V105H45L43 104L44 101L42 100H38V99H43L44 98V94H45V91H46V84L47 81H46V78L48 77L49 78V74L50 73H55L59 78L61 79H67L68 76L66 75H63L62 74V66H66L70 69L73 70V72L75 70H78V68H82V64L80 62V54L81 52ZM118 51V50H116ZM213 51V50H212ZM215 51V50H214ZM122 52V51H121ZM201 52V51H200ZM225 52V51H224ZM227 52V51H226ZM113 53V52H112ZM117 53V52H116ZM123 54V52L121 53ZM130 54V52H129ZM22 55V56H21ZM113 55V54H112ZM223 55V54H222ZM261 55V54H260ZM263 57H264V53H262ZM110 56V55H109ZM123 56V55H122ZM130 56V55H129ZM148 56V54H147ZM164 56V57H165ZM194 56L195 59H197V61H191L192 57ZM27 57V58H26ZM191 57V59H190ZM219 57V56H218ZM223 57H226L225 60L223 62H220L219 66L221 65L220 68H224V69H231V64H230V60L227 58L226 55H223ZM118 58V57H116ZM128 58V57H127ZM261 58V57H259ZM120 59V56L119 58ZM211 59V58H210ZM121 62L122 61V58L120 59ZM119 60V61H120ZM124 60V58H123ZM129 60V58H128ZM232 60H235V59H232ZM208 61V60H207ZM128 62V61H127ZM126 62V63H127ZM205 62V61H204ZM116 63V62H115ZM119 63V62H118ZM124 63V62H123ZM137 63V62H136ZM145 63V62H144ZM196 63H198L196 65ZM206 63V62H205ZM232 63V62H231ZM117 64V63H116ZM125 64V63H124ZM140 64V63H139ZM47 66H50L49 68ZM121 66H122V63H121ZM129 66V65H128ZM140 66V65H139ZM147 66V65H146ZM119 67V65L117 66ZM115 67V68H117ZM132 67V66H131ZM27 68V69H25ZM88 68V67H87ZM124 68L126 69L125 65H124ZM122 69V68H121ZM167 69V67H166ZM165 69V70H166ZM170 69V70H171ZM128 70L130 71V69L128 68ZM126 69V71H128ZM149 70V69H148ZM223 70V69H222ZM226 70V72H227ZM82 71V70H81ZM125 71V70H124ZM151 71V70H150ZM149 71V73H150ZM167 71V70H166ZM183 71V70H182ZM171 72V71H170ZM225 72V73H226ZM94 73V72H93ZM155 73V72H154ZM169 73V71L167 72ZM172 73V72H171ZM181 73V72H180ZM184 73V72H183ZM224 73V74H225ZM230 73V72H229ZM74 74V73H73ZM103 74V75H102ZM159 74V72H158ZM262 74H264V72H262ZM52 75V74H51ZM124 75V76H123ZM156 75V74H155ZM168 75V74H167ZM189 75V74H188ZM226 75V74H225ZM228 75V74H227ZM261 75V74H260ZM78 76V75H77ZM157 76V75H156ZM175 77V75H173ZM185 76V75H184ZM262 76V75H261ZM159 77V76H158ZM170 77V75H169ZM53 78V77H52ZM161 78V77H160ZM167 78V77H166ZM230 78V77H229ZM71 79V78H70ZM69 79V80H70ZM251 79V78H250ZM257 79V78H256ZM153 80V79H152ZM154 80H156L154 78ZM174 80V79H173ZM260 80V79H258ZM53 81V80H51ZM55 82H58L56 80H54ZM159 81V80H158ZM161 81V80H160ZM60 82V80H59ZM71 82V81H70ZM83 82V81H82ZM174 81H171V79L168 80V83L167 85L170 87L172 86ZM249 82V81H248ZM252 83H254L255 85L258 84V86H262L263 84H260L257 80H251ZM262 82V81H261ZM51 84L53 82H50ZM61 83V82H60ZM79 83V82H78ZM90 82H88L89 84ZM251 83V84H252ZM57 84V83H55ZM87 84V83H86ZM50 86V84H48ZM111 85V84H110ZM255 85H253L255 87ZM45 86V87H44ZM48 86V87H49ZM68 86V85H67ZM76 86V84L74 85V87ZM113 86V85H112ZM256 86V87H258ZM33 87H35L36 89L33 90ZM51 87V86H50ZM53 87V86H52ZM78 87V86H77ZM116 87V86H115ZM118 87V86H117ZM116 87V88H117ZM119 88H120V85H119ZM122 88V87H121ZM166 88V87H165ZM125 89V88H124ZM169 89V88H168ZM264 89V88H263ZM48 90V89H47ZM51 90V89H50ZM77 90V89H76ZM79 90V89H78ZM129 90V88L127 89ZM16 91V92H15ZM49 91V90H48ZM63 91V90H62ZM49 93V92H48ZM53 94V93H52ZM51 94V95H52ZM60 95V94H59ZM54 96V95H53ZM47 97V96H46ZM60 98V97H59ZM62 98V97H61ZM61 100V99H60ZM97 100V99H96ZM24 101V102H23ZM27 101V100H26ZM29 101V102H30ZM92 101V100H90ZM171 101V100H170ZM176 101V100H175ZM22 102V107L21 106H16V105H20ZM100 102V101H99ZM103 102V101H102ZM27 103V102H26ZM92 103V102H91ZM94 103V102H93ZM97 103V102H95ZM28 104V103H27ZM37 104V106H38ZM106 104V103H105ZM104 104V106H105ZM171 104V103H169ZM15 105V106H14ZM32 105V104H31ZM35 105V104H34ZM56 105V104H55ZM58 105V104H57ZM56 105V106H57ZM66 105V104H65ZM36 106V105H35ZM107 106V105H106ZM119 106V105H118ZM174 106V105H173ZM110 107H113V106H110ZM26 108V107H25ZM56 108V107H55ZM66 108V107H65ZM58 109V108H57ZM114 109L117 110V107H114ZM113 109V110H114ZM126 109V108H125ZM56 110V109H55ZM59 110V109H58ZM62 110H65L64 108H62ZM80 110V109H79ZM60 111V110H59ZM67 111V110H66ZM72 112L76 111L74 109L71 110ZM127 111V110H126ZM246 111V110H245ZM62 112V111H61ZM78 112V111H76ZM92 112V111H91ZM70 112H68L69 114ZM122 113V112H121ZM32 114V113H31ZM49 114V113H48ZM73 114V113H72ZM70 114V115H72ZM85 114V113H84ZM87 114V113H86ZM159 114H161L159 112ZM64 116V114H61ZM78 115V114H77ZM130 115V114H129ZM150 115V114H149ZM158 115V114H157ZM50 116V115H48ZM80 116V115H79ZM88 116V115H86ZM131 118H132V113H131ZM156 116V115H155ZM29 117V116H28ZM73 117V116H72ZM91 117V116H89ZM134 117V116H133ZM157 117V116H156ZM188 117V116H187ZM60 118V117H59ZM58 118V113H56L54 111V117H53V120L55 121L53 125H57V124H60V125H64L65 128H62V132L66 131V129H68L69 131H71L70 133L72 135H76L75 132H72V129L69 128V126H66L65 125V122H68L65 120L64 118V121H60ZM70 118V117H69ZM136 118V117H135ZM158 118V117H157ZM29 119V118H28ZM27 121H30L28 120ZM56 119V120H55ZM67 119V118H66ZM74 124H78V125H81L83 124L82 121H80L78 119L77 116H75L74 118ZM134 119V118H133ZM151 119V118H150ZM5 120V121H7ZM22 120V119H21ZM48 120V119H47ZM82 120V119H81ZM4 121V122H5ZM26 121V122H27ZM44 120H42L43 122ZM51 121V120H49ZM102 121V120H101ZM124 121V120H123ZM188 121V120H187ZM237 121V120H236ZM71 122V121H70ZM84 122V121H83ZM214 122V121H213ZM16 123V124H14ZM41 123V122H40ZM47 123L49 122H44L42 124L44 125H48ZM121 123V122H120ZM142 123V122H141ZM36 124V123H34ZM145 124V123H144ZM179 124V123H178ZM84 125V124H83ZM173 125V124H172ZM180 125V124H179ZM188 125V123H187ZM25 126V125H24ZM27 126H30V125H26L25 128L27 129ZM36 126V125H35ZM98 126V125H97ZM49 127V126H47ZM76 127V126H75ZM82 127V126H81ZM129 127V126H128ZM173 127V126H172ZM170 127V128H172ZM18 128V127H17ZM24 128V127H22ZM33 128V127H32ZM52 128V127H51ZM50 128V129H51ZM58 128V127H57ZM60 128V127H59ZM47 129V128H46ZM80 129V128H79ZM83 129V128H82ZM81 129V130H82ZM151 129V126H148V125H140V127H133L130 129V133L132 134L131 135V140H134V139H142L146 142H152L150 141L149 139L147 138H144L142 137L143 136V131H150ZM20 130V129H19ZM169 130V129H168ZM39 131H42L41 134L40 133H37ZM52 130H50L49 132H51ZM56 131V130H55ZM53 130V132H55ZM79 131V130H78ZM51 132V133H53ZM48 133V132H47ZM67 133V131H66ZM65 133V134H66ZM129 133V134H130ZM251 133V132H250ZM31 134V133H30ZM54 134V133H53ZM151 134V132H150ZM26 135V134H25ZM41 135V136H40ZM59 135H62L61 134V131H59ZM68 135V134H67ZM40 136V137H39ZM48 136V135H47ZM56 136V135H54ZM53 136V137H54ZM26 137V136H25ZM36 138V141L33 140V138ZM42 137V139H40ZM52 137V136H51ZM58 137V139H57ZM57 137H54L57 141V146L59 149H57L56 147H54L57 150H64V149H67L66 152H70V154L73 153V151L71 150V147L69 148L67 143L63 141V138L57 136ZM63 137V135H62ZM68 137V136H67ZM70 137V136H69ZM74 137V136H73ZM127 137V136H126ZM130 137V136H129ZM128 137V139H129ZM86 138V137H85ZM219 138V137H218ZM20 139V140H19ZM26 139V138H25ZM30 139V140H29ZM70 139V138H69ZM91 140V139H90ZM118 140V139H117ZM162 140V139H161ZM200 140V141H199ZM219 140V139H218ZM31 141V142H30ZM49 141V140H48ZM124 141V140H123ZM43 142V141H42ZM42 142H40V144H42ZM55 141H53L52 144H54ZM106 140L103 139L102 143H100L98 146H97V151L100 147H102L104 144H105ZM129 142V141H127ZM33 143V144H32ZM44 143H45V140H44ZM51 143V142H49ZM71 143V142H70ZM76 143V141H75ZM79 143V142H78ZM82 143V142H81ZM119 143V142H118ZM134 143V142H133ZM155 143V142H154ZM48 144V143H47ZM51 144V145H52ZM32 145V147H31ZM80 145V144H79ZM90 145V144H89ZM92 145V144H91ZM107 145V144H106ZM129 145V143H128ZM171 145V144H170ZM211 144H209L208 146H210ZM55 146V144H54ZM108 146V145H107ZM111 145H109L108 147H110ZM131 146V145H130ZM151 146V145H150ZM12 147V148H11ZM73 147V146H72ZM96 147V146H95ZM127 147V146H125ZM136 147V146H135ZM138 147V146H137ZM51 148V147H50ZM91 148V147H90ZM94 148V147H93ZM111 148V147H110ZM113 148H115L113 146ZM149 147H145L144 149H148ZM167 148V147H166ZM87 149V148H86ZM95 149V148H94ZM94 149H91V150H94ZM101 149V148H100ZM99 149V150H100ZM135 149V148H134ZM155 149V148H154ZM164 149V148H163ZM171 149V148H169ZM26 150H28L27 153H33L32 155H36V157L39 159L37 160V162L34 160V157L32 160L31 157H30V154H26ZM52 150V148H51ZM54 150V149H53ZM74 150V149H73ZM103 150V149H102ZM129 150V149H128ZM133 150V148H132ZM144 150V151H145ZM74 151H77V150H74ZM87 151V150H86ZM89 151V150H88ZM137 151V150H136ZM150 150H147L145 152V155L147 156H142V158L144 157V159H155L153 155H151L152 153L149 152ZM158 151V150H157ZM52 152V151H51ZM129 152V151H128ZM45 154L44 156H41V155H37V154ZM56 153V152H54ZM61 153V152H60ZM64 154V152H62ZM80 153V152H79ZM132 153V152H131ZM130 153V154H131ZM190 153H194L193 157L190 156L189 154ZM53 154V153H52ZM69 154V155H70ZM74 154V153H73ZM78 154V153H77ZM133 154V153H132ZM131 154V155H132ZM136 154V153H135ZM142 154V153H141ZM144 154V153H143ZM31 155V156H32ZM60 155V154H58ZM82 154H80L81 156ZM77 156V155H75ZM79 156V157H80ZM83 156V155H82ZM85 156V155H84ZM87 156V154H86ZM92 156V155H91ZM194 156H198L196 158H194ZM58 156H54V158L56 159ZM78 157V156H77ZM76 157V158H77ZM61 158V157H59ZM63 158V157H62ZM69 158V156H68ZM67 158V159H68ZM87 160H88V156L86 157ZM130 158V157H129ZM141 158V157H140ZM51 159V158H50ZM75 160V157L72 156L71 159L69 160ZM133 159V158H132ZM161 159V158H160ZM53 159H51L52 161ZM59 160V159H57ZM68 160V161H69ZM86 160V159H85ZM135 160V159H134ZM156 160L159 161V158L157 159L156 157ZM161 160L162 163H164L163 161ZM201 160V159H200ZM14 161V160H12ZM33 161V162H32ZM48 161V160H47ZM91 161V160H90ZM31 162L34 164L31 165ZM83 161L79 160V162H76V163H73L74 165L78 166L77 163H82ZM106 162V161H105ZM160 162V161H159ZM200 162V161H199ZM202 162V161H201ZM200 162V163H201ZM11 163V162H10ZM54 163V162H53ZM62 165H63V162H61ZM88 163V162H87ZM86 163V164H87ZM99 163V162H98ZM6 164V163H5ZM4 164V165H5ZM24 164V165H23ZM50 164V163H49ZM72 164V163H71ZM103 164V163H101ZM3 165V164H2ZM31 165V166H30ZM60 165V163H59ZM67 163H65L63 166H66ZM88 165V164H87ZM106 165V164H105ZM105 165H101L102 168H105L108 166H105ZM116 165V164H115ZM153 165V164H152ZM165 165V164H164ZM21 166V167H20ZM89 166V165H88ZM97 166V165H96ZM95 166V167H96ZM105 166V167H103ZM169 166V165H168ZM198 166V165H197ZM48 167V166H47ZM55 167V166H54ZM67 167V166H66ZM70 167V166H69ZM86 167V165H85ZM100 167V166H99ZM110 167H112L110 165ZM109 167V168H110ZM117 167H120V166H117ZM78 168V167H77ZM83 168V167H82ZM98 168V167H97ZM32 169V170H31ZM50 169V168H49ZM72 169V168H70ZM76 169V168H75ZM79 169V168H78ZM99 169V168H98ZM118 169V168H117ZM121 169V167H120ZM156 169V168H155ZM193 169V168H192ZM90 170V168H89ZM104 170V169H103ZM107 170V169H105ZM110 170V169H108ZM67 171V170H66ZM69 171V170H68ZM72 171V170H71ZM70 171V172H71ZM93 171V170H92ZM116 171V170H115ZM26 172L28 174V176L24 177L26 175ZM59 172H61L59 170ZM64 172V171H63ZM76 172V171H75ZM107 172V171H106ZM119 172V171H118ZM164 172V171H163ZM15 173V174H14ZM39 174L37 175L39 178L37 179H34L33 175L34 174ZM66 175L68 174V172H65ZM82 173V171H81ZM111 173V172H110ZM74 174H77L78 175V170H77V173H74ZM74 174L71 172V178L74 176ZM93 174V173H92ZM92 174H91V179H92ZM109 174V173H108ZM54 175V174H53ZM76 175V176H77ZM90 175V173H89ZM95 175V174H94ZM100 175V174H99ZM169 175V174H168ZM32 176V177H30ZM69 176V174H68ZM102 176V175H101ZM122 176V175H121ZM86 177V176H85ZM100 177V176H98ZM104 177V176H103ZM160 177V176H159ZM52 178V177H51ZM74 178V177H73ZM83 178V177H81ZM80 178V179H81ZM88 178V176L86 177ZM94 178V177H93ZM96 178V176H95ZM105 178V177H104ZM120 178V177H119ZM58 179V178H57ZM60 179V178H59ZM64 179V178H63ZM84 179V178H83ZM99 178H97L98 180ZM86 180V179H85ZM90 180V179H89ZM88 180V181H89ZM93 180V179H92ZM96 180V181H97ZM101 180V179H100ZM106 180V179H105ZM121 180V179H120ZM66 181V180H65ZM68 181V182H69ZM81 181V180H80ZM87 181V182H88ZM94 181V180H93ZM108 181V180H107ZM220 181V180H219ZM230 181V180H229ZM76 182V181H75ZM78 182V181H77ZM86 182V181H85ZM98 182V181H97ZM123 182V181H122ZM44 183V185H43ZM79 183H82V182H79ZM99 183V182H98ZM109 183H110V180H109ZM112 183V182H111ZM137 183V182H136ZM213 183V184H212ZM28 184V183H27ZM33 184V183H32ZM47 184L49 186H47ZM103 184V183H102ZM131 184V183H130ZM81 185V184H79ZM88 185V184H87ZM85 185V186H87ZM107 185V184H106ZM139 185V184H138ZM220 185L219 182H217L216 180L214 181H211V183L209 184V186L207 188H205V190H203L199 195L201 197H205L207 195V193H209L210 191H212L213 189L215 188H218V186ZM224 185V184H223ZM22 186V185H21ZM77 186V185H76ZM83 185V187H85ZM90 185H88L89 187ZM111 186V185H110ZM222 186V185H221ZM32 187V186H31ZM79 187V186H78ZM243 187V186H242ZM91 188V186H90ZM221 188V187H220ZM16 189H19V191H17L16 193L13 192L14 190ZM24 189V188H23ZM32 189H34L32 187ZM159 189V188H158ZM31 190V189H30ZM40 190V191H41ZM97 190V189H96ZM102 190V188L100 189ZM146 190V189H145ZM239 190V189H238ZM244 190V189H243ZM26 191V190H25ZM35 191V190H34ZM32 191V192H34ZM99 191V190H98ZM139 191V190H138ZM247 191V190H246ZM23 192V191H22ZM73 192V191H72ZM81 192V194H82ZM217 192V190H216ZM238 192V191H237ZM242 192V191H240ZM28 193V192H27ZM211 193V192H210ZM214 193V192H213ZM212 193V195H214ZM227 193V192H226ZM244 193V192H242ZM33 194V193H32ZM31 194V195H32ZM71 194V193H70ZM145 194V193H144ZM147 194V193H146ZM145 194V195H146ZM59 195V196H58ZM87 195V196H89ZM101 195V194H100ZM104 195V194H103ZM151 195V194H150ZM210 195V196H212ZM248 195V194H246ZM21 196V201L22 199H26L25 195H20ZM40 196V197H39ZM58 196V200L55 199L56 197ZM232 196V195H231ZM230 196V197H231ZM241 196V195H239ZM157 197V196H156ZM209 197V196H208ZM228 197V196H226ZM236 197V196H234ZM245 196H243V199L245 201ZM89 198V197H88ZM112 198V197H111ZM147 198H149L147 196ZM153 198V197H152ZM259 198V197H258ZM28 199V198H27ZM26 199V200H27ZM42 199V198H40ZM84 199V198H83ZM138 201H136V203H143V202H146V201H149L150 200H141V199H138L136 198ZM225 199V198H224ZM228 199V198H226ZM230 199V198H229ZM255 199V198H254ZM66 200V199H65ZM68 200V198H67ZM154 200V199H153ZM167 200V199H166ZM165 200V201H166ZM170 200V199H169ZM172 200V199H171ZM232 200H234V198H232ZM231 200V201H232ZM239 200V199H238ZM249 200V199H248ZM31 201V200H30ZM29 201V202H30ZM44 199H43V202H45ZM62 201H64V199H62ZM76 201V200H75ZM92 200H90L91 202ZM93 201L91 204H93ZM174 201V200H173ZM193 201V200H192ZM205 201V200H204ZM203 201V202H204ZM207 201V200H206ZM225 201V200H224ZM230 201V200H229ZM247 201V200H246ZM250 201V200H249ZM248 201V202H249ZM28 202V201H26ZM41 202V201H39ZM66 202V201H65ZM169 202V201H168ZM177 202V201H176ZM218 202V201H217ZM234 202H236L234 200ZM25 203V202H24ZM32 203V202H31ZM47 203V202H46ZM67 203V202H66ZM151 203V202H150ZM170 203V202H169ZM174 203V202H173ZM179 203V202H177ZM222 203V202H221ZM252 203V202H251ZM26 204V203H25ZM29 204V203H27ZM33 204V203H32ZM31 204V205H32ZM39 204V203H38ZM90 204V205H91ZM157 204V202H156ZM159 204V203H158ZM157 204V205H158ZM176 204V203H174ZM181 204V203H180ZM191 204V203H190ZM201 204V203H200ZM224 204V203H222ZM243 204V203H242ZM246 204V203H245ZM244 204V205H245ZM254 204V203H253ZM258 204V203H257ZM264 204V203H262ZM37 205V204H36ZM46 205V204H45ZM51 205V204H50ZM53 205V204H52ZM63 205V204H62ZM108 205L110 208H116L115 205L111 204V199L108 201ZM153 205V204H152ZM165 205V204H164ZM170 205V204H169ZM173 205V204H171ZM170 205V206H171ZM196 205V203H195ZM206 205V204H205ZM215 205V204H214ZM249 205V203H248ZM34 206V205H33ZM40 206V205H39ZM49 206V205H48ZM61 206V205H60ZM117 206V205H116ZM190 206V205H189ZM198 206V205H197ZM226 206V204H225ZM232 206V205H231ZM237 206V209L238 208H241V207H238ZM242 206V205H240ZM251 206V205H250ZM257 206V205H255ZM55 207V206H54ZM92 207V206H91ZM154 207V206H153ZM192 207V206H191ZM213 207V206H212ZM217 207V206H215ZM254 208V206H252ZM259 207V206H257ZM262 207V206H260ZM30 208V207H29ZM68 208V207H67ZM76 208V207H75ZM90 208V206H89ZM93 208V207H92ZM123 209L122 205L121 207H118V209ZM155 208V207H154ZM185 208V207H184ZM196 208V207H195ZM194 208V209H195ZM227 208V207H225ZM232 208V210H235L236 208L235 207H230ZM244 209L242 210L243 212H247L249 211V208L248 206H244L243 207ZM256 208V207H255ZM33 209V208H32ZM48 209V208H47ZM58 209V208H57ZM56 209V210H57ZM69 209V208H68ZM74 208H72L73 210ZM88 209V208H87ZM149 209V208H148ZM153 208H151L150 210H152ZM215 209V208H214ZM228 209H229V206H228ZM38 210V209H37ZM55 210V211H56ZM66 210V209H65ZM75 210V209H74ZM85 210V209H84ZM126 210V209H125ZM149 212L151 213V215L154 216V213L153 211H150ZM161 210V209H160ZM183 210V209H182ZM192 210V209H191ZM216 210V209H215ZM217 210H220L217 209ZM223 210V209H222ZM239 210V209H238ZM255 210V209H254ZM34 211V209H33ZM58 211V210H57ZM87 210H85L86 212ZM94 211V210H93ZM155 211V210H154ZM157 211V210H156ZM228 211V210H227ZM37 212V211H36ZM59 212V211H58ZM69 212V211H68ZM89 212V211H88ZM92 212V211H91ZM95 212V211H94ZM93 212V213H94ZM105 212H109V210H105ZM104 212V213H105ZM111 212V211H110ZM109 212V213H110ZM159 212V211H158ZM164 212V211H163ZM187 212V211H186ZM190 212V211H188ZM193 213V211H191ZM240 212V211H238ZM253 212V210H252ZM264 212V211H263ZM53 213V212H52ZM63 213V212H62ZM78 213H81V212H78ZM108 213V214H109ZM125 213H128V212H125ZM173 213V212H172ZM199 213V212H198ZM212 213V212H211ZM235 213V212H234ZM245 213H243L245 215ZM261 213V212H260ZM73 214L74 216L76 217L77 214H76V210L73 211ZM157 214V213H156ZM161 214V213H160ZM170 214V213H169ZM188 214V213H187ZM201 214V213H200ZM233 214V212H232ZM249 214V213H248ZM28 215V216H27ZM38 215V214H37ZM42 215V213H41ZM50 215V214H49ZM57 215V214H56ZM70 215V214H69ZM80 215V214H79ZM91 216L93 214H90ZM89 214H87L85 216L86 219H82L81 221L83 222H92L94 221L96 215L94 218H90ZM100 215V214H98ZM97 215V217H98ZM124 215V214H123ZM159 215V214H157ZM242 215V214H241ZM243 215V217H244ZM264 215V213H263ZM43 216V215H42ZM73 216V215H72ZM73 216V217H74ZM126 216V215H125ZM169 216V215H168ZM187 216V215H186ZM192 216V215H191ZM196 216V215H195ZM213 216V215H212ZM238 216V215H237ZM254 216V215H253ZM257 216V215H256ZM35 218V216H33ZM68 217V216H67ZM74 217V221L76 220V218ZM84 217V216H83ZM96 217V218H97ZM164 217H166V215H164ZM198 217V216H197ZM229 217V216H228ZM37 218V217H36ZM58 218V217H57ZM99 218V217H98ZM101 218V217H100ZM157 219H162V215L161 217H156ZM188 218V217H187ZM191 218V217H190ZM193 218V216H192ZM203 218V217H202ZM234 218V217H232ZM236 218V217H235ZM242 218V217H241ZM67 219V218H66ZM153 218H148L146 219L147 221H150L152 220ZM173 219V218H172ZM185 219V218H184ZM182 219V220H184ZM189 219V218H188ZM207 219V218H206ZM237 219V218H236ZM49 220V219H48ZM69 220V219H68ZM72 220V221H73ZM164 220V218H163ZM177 220V219H176ZM179 220V219H178ZM181 220V221H182ZM200 220V219H199ZM211 220V219H210ZM252 220V219H251ZM44 221V220H43ZM54 221V220H53ZM70 221L71 223H75V222H72ZM105 221V220H104ZM145 221V220H144ZM175 221V219H174ZM180 221V220H179ZM203 221V220H202ZM219 221V220H218ZM227 221V220H225ZM243 221V220H242ZM256 221V220H255ZM50 222V221H49ZM67 222V221H66ZM69 222V223H70ZM168 222H169V219H168ZM201 222V221H200ZM239 222V221H238ZM58 223V222H57ZM79 222H77V225H78ZM104 223L103 222V227H104ZM108 223V222H107ZM172 223V221H171ZM181 223V222H180ZM48 224V223H47ZM52 224V223H51ZM61 224V222H60ZM63 224V222H62ZM83 224H86V223H83ZM95 224V223H93ZM102 224V223H101ZM168 224V223H166ZM175 224V223H174ZM174 224L172 227H174ZM195 224V223H194ZM192 224L191 222H186L183 224L184 228L185 229H189L191 232H192V237L189 238L191 240H193L192 238L193 237H196V239H198L197 237H210L209 236V233L210 232H217L218 233V236H220L222 239L225 238V233H224V230H220V231H217L216 229H219V228H224L225 229V225L222 226L221 224H219L218 222H215V224L212 223H209V219L208 221H203L201 223H198V225H194ZM226 224V223H225ZM82 225V224H80ZM78 225V226H80ZM87 225V224H86ZM170 223L166 226H169ZM181 225V224H179ZM178 225V226H179ZM49 226V225H48ZM56 226V223H54V226L53 227H50V228H47L46 231H52V229H54ZM75 226V225H74ZM91 226V225H89ZM96 226V225H95ZM100 226V225H99ZM106 226V225H105ZM108 226H109V223H108ZM177 226V225H175ZM257 226V225H256ZM8 227H10V230L8 229ZM42 227V225H41ZM94 227V226H93ZM111 227V226H109ZM165 227V226H164ZM170 227V226H169ZM168 227V228H169ZM231 227V226H230ZM43 228V227H42ZM57 228V227H56ZM61 228V227H60ZM79 230H77V229ZM97 229H101V227H96ZM95 228V229H96ZM171 228V227H170ZM231 228H234V227H231ZM84 229V227H83ZM93 229V228H92ZM96 229V232L98 233V230ZM103 229V228H102ZM115 229V228H114ZM143 229V228H142ZM240 229V228H238ZM58 231H60L59 229H57ZM90 230V229H89ZM88 230V231H89ZM184 230V229H183ZM2 231V232H3ZM50 231V232H51ZM95 231V230H94ZM117 231V230H116ZM164 231V230H163ZM179 231V230H178ZM189 231V232H190ZM228 231V230H227ZM233 231V230H232ZM231 231V232H232ZM96 232H94L96 234ZM146 232V230H145ZM182 232V231H181ZM180 232V233H181ZM230 232V231H229ZM242 231H238L235 235H234V232H233V236H235V238H237V242H241L242 245L244 244H247L248 242L245 241V237L242 233V235H238L239 233H241ZM9 233V232H8ZM64 233V232H63ZM93 236V233L90 232ZM144 233V232H143ZM179 233V232H178ZM5 234V233H4ZM40 234H42L40 232ZM71 234V235H70ZM99 234V233H98ZM215 234V233H214ZM246 234V233H245ZM256 236L255 237H258V238H261V235H258V232L255 233ZM155 235V234H154ZM157 235V234H156ZM174 235V234H173ZM177 235V233H176ZM211 235V234H210ZM231 234L227 235V238L230 237ZM6 236V235H5ZM51 236V235H50ZM100 236V235H99ZM180 236V235H179ZM38 237V236H37ZM53 237H55V240L53 239ZM188 237V236H187ZM185 237V238H187ZM93 238V237H92ZM97 238V237H96ZM147 238V237H146ZM146 238L144 240H146ZM166 238V237H165ZM211 238V237H210ZM216 238V237H215ZM225 238V240L227 239ZM248 238V235L246 237V239ZM58 239V240H57ZM100 241L99 240H96V241H99L100 244H101V241L102 243L104 244L103 240L105 241V233H103L101 236H100ZM136 239V238H135ZM150 239V238H149ZM157 240L155 241H158V238H156ZM163 239V238H162ZM195 239V238H194ZM202 239V238H199V240ZM230 239V238H229ZM248 239H251V237L249 236ZM40 240V239H38ZM54 240V241H53ZM57 240V241H56ZM69 240V241H68ZM95 240V239H94ZM161 240V238H160ZM181 240V239H180ZM188 240V239H187ZM231 240V239H230ZM229 240V241H230ZM234 240V241H233ZM232 242H235V239H233ZM240 240H244V241H240ZM154 241V242H155ZM186 241V240H185ZM202 241H204L202 239ZM208 241V240H207ZM228 241V240H227ZM64 242V243H63ZM201 242V240H200ZM206 242V241H205ZM47 243H49L47 246ZM63 243V245H61ZM107 243V242H106ZM145 243V242H143ZM170 243V242H169ZM189 242H187L188 244ZM94 244V243H93ZM97 244V242H96ZM190 244V243H189ZM188 244V245H189ZM256 244V243H255ZM10 245V246H11ZM105 245V244H104ZM141 245V244H140ZM145 245V244H144ZM143 245V246H144ZM149 245V244H148ZM151 245V244H150ZM149 245V246H150ZM153 245V244H152ZM155 247H157L159 249V246L162 245L164 248H165V242L164 243H156L154 244ZM153 245V246H154ZM195 245V244H194ZM209 245V244H207ZM212 245V244H211ZM241 245V246H242ZM47 246V247H46ZM116 246V245H115ZM114 246V247H115ZM137 246H138V243H137ZM176 246V245H175ZM174 246V247H175ZM196 246V245H195ZM193 247V246H189L190 247V250L191 253L192 252H202L204 251V247ZM198 246V245H197ZM228 246V245H227ZM249 246V245H248ZM8 247V246H7ZM12 246L7 248L6 250H8L9 252L12 251L14 248ZM147 247V246H146ZM161 247V246H160ZM168 247V246H167ZM172 247V245L170 246V248ZM183 247V246H182ZM117 248V247H116ZM120 248V247H119ZM140 248V247H139ZM142 248V247H141ZM169 248V249H170ZM178 248H181V247H177V250ZM184 248V247H183ZM188 248V246H187ZM228 248V247H227ZM231 248V247H230ZM229 248V249H230ZM238 248V247H237ZM244 249H246L248 252V250H250L249 247H243ZM253 248V246H252ZM77 249L79 251H82L84 252L85 256L84 257H81L80 254H77L76 252H74V250ZM163 249V248H162ZM168 249V248H167ZM166 251L169 252V249ZM185 249H186V246H185ZM234 249V247H233ZM4 250V251H6ZM93 250H96V251H93ZM114 250V249H112ZM119 250V249H118ZM117 250V251H118ZM141 250V249H140ZM156 250V248H155ZM172 250V249H171ZM180 250V249H179ZM190 250L189 253H190ZM228 250V249H227ZM255 250V249H253ZM257 250V249H256ZM259 250V249H258ZM263 250V249H262ZM32 251V252H30ZM158 251V250H156ZM163 251V250H162ZM161 251V252H162ZM165 251V250H164ZM175 251V250H174ZM174 251H170V253H167L165 255L167 256H164L166 261H169V262H173V264H189V261L193 264H196L194 263V258H199V261H200V264H211L212 262L199 256L198 254H194V255H187L189 253H187L185 250H184V253H174ZM207 251V250H206ZM233 251V250H232ZM235 251V250H234ZM93 252V253H92ZM177 252V251H176ZM186 252V253H185ZM116 253V252H114ZM124 253V252H123ZM122 253V254H123ZM140 253V252H139ZM138 253V254H139ZM142 253V251H141ZM144 253V252H143ZM163 253H166V252H162L161 254L163 255ZM243 253V252H242ZM249 253V252H248ZM252 253V252H251ZM112 254V252H111ZM130 254V253H129ZM145 254V253H144ZM176 254V255H175ZM118 255V254H117ZM121 255V253H120ZM134 255V254H133ZM133 255H130V256H133ZM182 255H184V259L181 260V257ZM230 255V254H229ZM244 254H240L239 256H242ZM254 255V254H253ZM112 256V255H111ZM126 256H129V255H126ZM125 256V257H126ZM139 256V255H138ZM154 257H157V258H160L162 259L163 257L159 254V255H154ZM26 257V258H25ZM72 257H75L76 258V261L75 259L73 260V262L71 261L72 260ZM122 257V256H121ZM141 257V256H140ZM189 257V258H188ZM230 257H233V256H230ZM66 258V259H67ZM109 258V257H108ZM112 258V257H111ZM138 258V257H137ZM136 258V259H137ZM142 258H145V257H142ZM141 258V260H142ZM246 258V257H245ZM244 258V260H245ZM115 259V258H114ZM124 259V258H123ZM132 259V258H130ZM164 259V260H165ZM189 259V260H188ZM192 259H194L192 261ZM264 258H260L258 260H260L259 262H261V260H263ZM16 260V258H15ZM14 259L12 261H15ZM129 260V259H128ZM133 260V259H132ZM146 260V259H145ZM144 260V261H145ZM30 261V260H28ZM176 261H180V263H176ZM197 261V260H196ZM264 261V260H263ZM9 262V261H8ZM17 262V261H16ZM21 262V261H20ZM25 262V261H24ZM48 262V263H47ZM124 262V261H123ZM142 262V261H141ZM168 262V263H169ZM246 264H252L251 262H248V261H245ZM130 263V262H129ZM32 264V263H31ZM37 264V263H36ZM68 264V263H67ZM112 264V263H110ZM116 264V263H115ZM136 264V263H135Z\"/></svg>","mask_w":264,"mask_h":264},{"label":"snow or ice","instance_id":"obj_3","mask_svg":"<svg viewBox=\"0 0 264 264\" xmlns=\"http://www.w3.org/2000/svg\"><path fill=\"white\" fill-rule=\"evenodd\" d=\"M34 2L44 17L57 24L63 22V30L68 32L74 45L87 42L89 25L79 18L78 0H34ZM100 47L102 46L98 44L97 49ZM88 55L91 57L92 53ZM92 62L91 59L88 60V63ZM96 66L99 67L100 64L97 62Z\"/></svg>","mask_w":264,"mask_h":264},{"label":"water","instance_id":"obj_4","mask_svg":"<svg viewBox=\"0 0 264 264\" xmlns=\"http://www.w3.org/2000/svg\"><path fill=\"white\" fill-rule=\"evenodd\" d=\"M78 15L79 18L86 24L89 25V32H88V39L86 43H77L75 44L76 46H81L83 47V51L80 54V62L81 64H83L86 67H89L91 69H95L97 71H103L105 68V63H106V59L104 57V52L106 50V43L103 40H99L98 38H95L93 40H91V25L89 22H87L86 20L83 19V17L81 16L79 7H78ZM54 23V22H53ZM61 30L66 38V40L71 43L72 45H74L71 42V39L69 37V34L67 31H64V24L63 22L59 23ZM101 45L102 47H100L99 49H97V45ZM93 49H96V51H93ZM89 53H92L91 57H89ZM91 59L93 62L92 63H88V60ZM97 62L100 64L99 67L96 66Z\"/></svg>","mask_w":264,"mask_h":264}]
</instances>
